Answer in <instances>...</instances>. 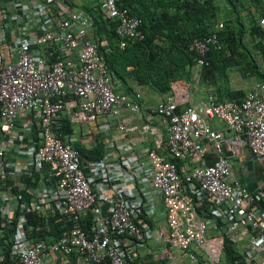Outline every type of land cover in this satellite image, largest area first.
Here are the masks:
<instances>
[{
  "label": "built area",
  "instance_id": "built-area-1",
  "mask_svg": "<svg viewBox=\"0 0 264 264\" xmlns=\"http://www.w3.org/2000/svg\"><path fill=\"white\" fill-rule=\"evenodd\" d=\"M100 7L116 22L119 48L143 39L141 19L119 0H100ZM258 24L264 30V16ZM91 25L88 13L67 10L61 0H0V225H13L11 257L18 264H70L74 256L77 264H130L153 240L192 263L206 256L215 264L224 238H244V261L262 252L264 264V190L252 193L233 180L230 161L246 148L264 163V82L240 101L221 102L210 92L193 102L189 85L177 80L147 107L140 91L114 90ZM222 29L216 23L188 43L197 57L194 81L207 53L221 50ZM107 115L113 122L98 127ZM65 117L72 131L61 137ZM213 120L224 129L213 128ZM133 137H141L142 148L133 149ZM97 138L103 158L81 162L72 142L88 148ZM208 198L210 219L193 208ZM30 212L60 217L65 230L53 242L31 238Z\"/></svg>",
  "mask_w": 264,
  "mask_h": 264
},
{
  "label": "trees",
  "instance_id": "trees-1",
  "mask_svg": "<svg viewBox=\"0 0 264 264\" xmlns=\"http://www.w3.org/2000/svg\"><path fill=\"white\" fill-rule=\"evenodd\" d=\"M231 5V18L222 19L223 30L219 33L224 45L221 51H209L205 57L207 65L201 69L200 82L215 89L218 101H240L244 96L242 90H230L227 87L228 70L242 67L244 75L264 82V71L260 68L253 53L259 51L264 59V30L258 24L264 16L262 0H226ZM248 2V3H247ZM246 3L248 7H246ZM119 6L127 8L141 19V41H130L124 49L119 48L115 34L116 22L103 17L100 4L94 9H86L92 18L91 39L98 45L101 61L107 67L114 86H122L128 94L134 93L135 87H146L152 92L167 96L171 92L173 81L189 82L190 69L196 62V55L188 51V43L193 39L208 36L219 16V7L215 0H119ZM250 6L254 7V13ZM246 12V17L241 12ZM244 16V17H243ZM233 17V19H232ZM253 43L254 52L248 47ZM225 50V51H224ZM248 77V76H247ZM223 82V87L217 83ZM72 131L69 120L65 117L62 123L61 137ZM80 161H96L103 158L105 144L97 138L87 148L76 144ZM160 154L165 155L159 151ZM167 161L182 165L180 162L166 158ZM45 182L48 170H43ZM17 183L26 185L22 179ZM28 199V195L24 196ZM212 201L195 200V214L210 219L209 204ZM27 229H31V238L46 242L55 241L65 230L63 221L58 216L30 212L27 215ZM139 218H143L140 216ZM2 219H0V223ZM89 218L80 222L82 228H88ZM220 222H218L219 224ZM138 224V223H137ZM0 264H18L10 255L13 225L1 226ZM223 260L226 264H246L243 257L234 249L228 238L223 241ZM71 260L76 263V256ZM137 258L130 264H139ZM71 264V263H70ZM146 264V263H142Z\"/></svg>",
  "mask_w": 264,
  "mask_h": 264
},
{
  "label": "crops",
  "instance_id": "crops-1",
  "mask_svg": "<svg viewBox=\"0 0 264 264\" xmlns=\"http://www.w3.org/2000/svg\"><path fill=\"white\" fill-rule=\"evenodd\" d=\"M61 1L65 5L67 10H70V11H85L86 12V9H94L98 4H100V0H61ZM221 46H222L221 50H223L224 45L222 42H221ZM256 82H261V81L257 79L253 84H255ZM226 85L230 90H233V91L234 90H242V91H244V94H245V90L234 89L230 86L229 82H227ZM250 87H248V88H250ZM199 89L200 90H198L197 87L194 88V92L192 95V96H194V98H203L206 94H208L210 92L216 94L214 87H212L211 85L207 86L206 89H204L202 84H200ZM114 90L116 92L127 93L126 90L120 85L114 86ZM146 90L149 92L146 93L145 92ZM201 90H203L204 92H201ZM135 91H140L142 93L144 103L147 107H154L159 102V100L163 98L162 95H159L155 92H152L151 90H149L146 87H135L134 92ZM105 122L112 123L113 122L112 116L107 115L106 118L101 117L97 123V126L100 127ZM211 125L213 126V128L218 129V130L224 129V125L222 123L215 121V120L211 121ZM82 128H84V126ZM82 131H83V129H82ZM226 136L228 139H234V138L237 139L238 138L237 136L232 135V134H226ZM140 140H141V137L140 138L133 137V140L131 143L133 149L138 150V149L142 148V144H141ZM114 142H117L115 138H114ZM72 143H73L74 147L77 144L76 141H73ZM88 146H89V144H88ZM230 161H231V165H232V179L233 180H235L239 184L245 186L252 193H255L260 188H263V185H264V163H261L260 161H258L249 152L248 149L242 148L240 153L238 155H234V157L231 158ZM242 167L245 168L244 173H241ZM263 206L264 205L262 203L261 207L263 208ZM150 220L151 221H149V222L151 223L153 220L151 218H150ZM159 224L163 225L164 222L161 221ZM163 230H164V226H163ZM150 243H152V245H150ZM247 244L248 243L244 238H240L237 242H233L234 249L243 257V260H244V256H243L242 250L247 246ZM245 249H247V247ZM261 253L262 252H259V253L254 252L253 253V257L255 259L251 261V264H260L259 258H260ZM137 258L141 261L139 264H142V263H146V264H207V257L206 256L200 257L199 261L197 263H192L186 258V256L182 255L181 253L175 252L167 242L161 243V244H156L153 240L147 241L146 247L143 250L139 251L138 255L136 256V259ZM221 261H224L223 256H221L219 263H215V264H220ZM71 264H72V262H71ZM224 264H226L225 261H224Z\"/></svg>",
  "mask_w": 264,
  "mask_h": 264
},
{
  "label": "rangeland",
  "instance_id": "rangeland-1",
  "mask_svg": "<svg viewBox=\"0 0 264 264\" xmlns=\"http://www.w3.org/2000/svg\"><path fill=\"white\" fill-rule=\"evenodd\" d=\"M215 3L219 7V16L217 17L218 19L216 22H222V19H230L231 18V13H230L231 5L228 4V2L226 0H215ZM247 3H246V7H248ZM250 9H251V12L254 13V7L250 6ZM241 15H244L246 17V12L242 11ZM232 19H233V17H232ZM252 45H253V43H251V44H249V46H247L249 51H251V53L254 52V47H252ZM253 56L255 57V59H257V57L255 56L254 53H253ZM259 66L263 69L264 64L259 63ZM227 73H228L227 82H229L230 86L234 89L246 90L248 87H250L257 80L256 77H251L248 74L244 75V72H243L242 67L240 65L238 67H233L232 69H229ZM193 83L194 82L191 78L190 82H188L187 84L189 85V88L191 90H193V92H194V88H196V87L199 88L200 86L193 84ZM217 85H218V87L222 88L223 82L219 81L217 83ZM202 86L204 89H206V87H207L205 85H202ZM145 92L148 93L149 91L146 90ZM201 92H204V91L201 90ZM263 190H264V185H263ZM163 216H165V215L163 214ZM150 245H152V243H150ZM220 264H224V261H221Z\"/></svg>",
  "mask_w": 264,
  "mask_h": 264
},
{
  "label": "clouds",
  "instance_id": "clouds-1",
  "mask_svg": "<svg viewBox=\"0 0 264 264\" xmlns=\"http://www.w3.org/2000/svg\"><path fill=\"white\" fill-rule=\"evenodd\" d=\"M216 23H222V22H216ZM216 23H214V25H215ZM214 25H213V30H214ZM213 30H212V32H213ZM222 30H223V29H222ZM212 32H211V33H212ZM220 32H222V31H220ZM220 32H219V33H220ZM211 33H210V34H211ZM219 33H218V35H219ZM219 38H220V37H219ZM194 64H195V63H194ZM190 73H191V72H190ZM200 76H201V75H200ZM191 78H192V76H191ZM190 80H191V79H190ZM192 80H193V79H192ZM181 82H183V83H185V84L188 83V82L186 83V82H184V81H181ZM189 82H190V81H189ZM193 82H194L196 85H199V86H200V84H201V82H200V78H199V81H198V82H196V81H194V80H193ZM194 83H193V84H194ZM187 85H188V84H187ZM197 89L200 90L198 87H197ZM189 91H190V94H191V96H192V95H193V90H191V89L189 88ZM206 95H207V94H206ZM206 95H205V96H206ZM164 97H166V96H163V98H164ZM193 97H194V96H193ZM200 99H201V98H196V99L194 98V99H193V100H194L193 102H196V101H198V100H200ZM227 101H228V100H227ZM261 163H262V162H261ZM244 169H245V168H244ZM244 172H245V171H244ZM241 173H242V172H241Z\"/></svg>",
  "mask_w": 264,
  "mask_h": 264
}]
</instances>
